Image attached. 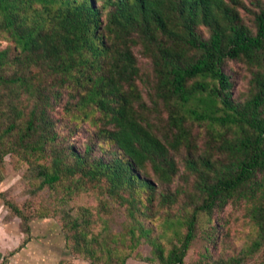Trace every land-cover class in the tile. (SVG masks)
Instances as JSON below:
<instances>
[{
    "label": "trees",
    "instance_id": "1",
    "mask_svg": "<svg viewBox=\"0 0 264 264\" xmlns=\"http://www.w3.org/2000/svg\"><path fill=\"white\" fill-rule=\"evenodd\" d=\"M0 40V168L52 201H7L25 229L91 264L264 255V0H0Z\"/></svg>",
    "mask_w": 264,
    "mask_h": 264
},
{
    "label": "rangeland",
    "instance_id": "2",
    "mask_svg": "<svg viewBox=\"0 0 264 264\" xmlns=\"http://www.w3.org/2000/svg\"><path fill=\"white\" fill-rule=\"evenodd\" d=\"M6 42L0 40V48H3ZM144 67L147 66L146 60L141 59ZM24 166L13 167L10 163V157H4L3 165L0 168V251L6 255L19 245L31 241L38 247L42 258L51 257L50 264H91L88 260L75 258L65 246V238L61 231L57 219L54 217L35 218L30 222L29 229L21 223L18 216H15L7 206V201L21 205L24 202L36 201L41 199L45 203H51V198L42 192L33 196L28 190L27 179L23 176ZM94 202L89 195L81 194L73 201L74 204H90ZM122 217L113 211L109 224L114 231L121 229ZM234 224L241 228L243 221L240 212H237V220L233 219ZM246 225V224H245ZM245 227V226H244ZM247 228V227H245ZM239 238L236 241L237 246H241L246 239L249 231H239ZM245 234V235H244ZM4 248L6 250L4 251ZM119 251L123 249L119 248ZM204 249V241L201 238L195 240L192 248L188 252L186 263L193 264L199 258L201 251ZM124 251V250H123ZM136 255L126 259L125 264H158L154 258L151 246L147 243H142L137 247ZM6 261V260H5ZM43 261H45L43 259ZM264 264L263 252H258L254 257L247 259L243 264Z\"/></svg>",
    "mask_w": 264,
    "mask_h": 264
},
{
    "label": "crops",
    "instance_id": "3",
    "mask_svg": "<svg viewBox=\"0 0 264 264\" xmlns=\"http://www.w3.org/2000/svg\"><path fill=\"white\" fill-rule=\"evenodd\" d=\"M5 250L6 248H4V251ZM2 251L3 250L0 251V257L11 264H50L49 261L53 258L51 257L48 260L47 258H42L38 247L30 240L14 248L8 255L4 254L5 252L3 253ZM43 259L45 261H43Z\"/></svg>",
    "mask_w": 264,
    "mask_h": 264
},
{
    "label": "built area",
    "instance_id": "4",
    "mask_svg": "<svg viewBox=\"0 0 264 264\" xmlns=\"http://www.w3.org/2000/svg\"><path fill=\"white\" fill-rule=\"evenodd\" d=\"M0 264H11V263H9V262L3 260V259L0 257Z\"/></svg>",
    "mask_w": 264,
    "mask_h": 264
}]
</instances>
